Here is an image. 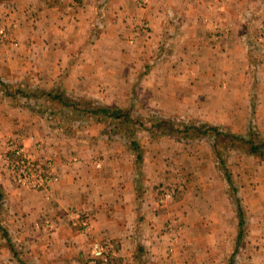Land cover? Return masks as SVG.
I'll return each mask as SVG.
<instances>
[{"label": "rangeland", "instance_id": "rangeland-1", "mask_svg": "<svg viewBox=\"0 0 264 264\" xmlns=\"http://www.w3.org/2000/svg\"><path fill=\"white\" fill-rule=\"evenodd\" d=\"M142 3V0L141 2L138 0V6ZM209 4L213 8L218 7L212 1ZM91 5H93V9L90 11V22L86 32L83 33L82 41L73 43V40H70L68 42L71 59L68 58L67 73L64 70L61 76H67L70 69L74 71L70 76H77L75 72L79 69L80 64L84 66L92 64L101 69L114 66L118 71L124 69V75L120 77L122 78L120 89H116L112 93L117 103H112L109 98L97 97L86 84L80 85L81 83L75 77H67L61 81L62 86H65L66 89H60L59 83L48 88L62 90V95L72 102L71 107L64 108L57 105L55 100L40 94L47 87L46 84H39L35 79L25 74L12 80L3 75L12 90L17 85L23 90V92H16V95L21 98L9 99V97L0 96V99L8 98V104L14 105L10 108L7 105H1V114L16 117L12 127L4 121L1 122L6 127L3 134H15L8 140L22 146L25 153H31L40 166H43L45 161L51 157L52 171L57 174L58 178L59 172L56 169L55 157L52 155L45 157L40 154L45 141L43 138L38 139V136H34V134H41L39 129H42L44 134H98L93 142L100 143V146H109V163L118 161L122 168L124 162H131L133 173L137 176H141L140 164L147 165L146 169L145 167L142 169L145 187L136 192L137 200L141 199L137 204V217L142 215L141 225L143 227L151 228L156 224L162 231H168L167 229L171 228L169 232L175 234L171 240L176 241L178 238L180 240L177 245H190L198 252L201 250L199 253H204L203 258L222 259L223 264H257V249L261 246L258 240L261 235L252 233L255 220L251 209L252 202L256 198L254 194L264 192L263 161L241 149L226 147L219 138L215 139L211 135L201 138L192 136L187 139L164 135L157 139H151L145 131L133 129L134 142L137 146L135 145L136 148L132 149V145L124 143L123 136L116 137V139L105 138L109 136L108 134L111 135L107 127V119L97 121L95 116L88 113V110L90 107L107 105L111 108L128 111L133 120L142 122L144 126H149L148 120L154 116L153 118L169 119L171 120L170 124L207 122L244 136L249 135L251 131L256 140L264 138V24L258 27L246 23L240 28L243 40L240 43L235 42L230 51L241 49L242 56L233 57L231 64L227 65L228 73L223 75L221 74L223 61L218 59L217 53H223L227 48L219 36L223 34L220 32V27L213 26L210 29L209 41L205 44L189 43L179 46L178 42L170 39L171 37L160 39L156 44L150 45L148 59L129 62L121 56L123 52L128 54L124 41L121 40L123 41L121 44L106 37L108 36L106 34L108 31L107 21L111 15L109 0H94ZM5 24L0 26V30L3 32L0 43L3 42L8 47L6 42L10 38L8 36V34L10 35L8 31L10 21L7 22L8 26ZM137 26L139 29L151 32L150 27L145 23L140 22ZM69 29L72 28L69 27ZM181 47L182 49L205 51L212 56L208 58L204 56V59L180 58L178 60L175 58L173 59L175 64L181 62L196 64L198 61L200 64H204V61L207 62L208 59L213 65V71L209 72L210 76H205L202 73V68H197L195 65L188 70L172 66L174 70L176 69L175 74H168L165 84L192 85L197 89L191 86L184 93L186 96L193 94V98L188 101V105L182 103L181 98L173 100L175 93L172 90L168 91L165 87L161 89L163 84H158L159 92L154 91L152 94V98L157 99L151 101L148 96L150 93L147 94L143 90L145 86L143 80L158 81L157 65L163 61L170 62L169 58L176 56ZM114 80H117V87L118 75ZM205 81L211 84H209L210 87L212 86V91L209 93L211 97L201 93ZM227 86L231 88V94L234 97L237 94L242 99L232 100V96L224 91ZM11 108H17V113ZM100 118H102L101 115ZM131 125L134 128L138 127L137 123ZM21 134H31L28 136L30 137V146L23 142ZM8 140L5 141V149L0 153V161L10 175V180L14 183L18 194L22 197L29 192L49 187L50 183L42 184L36 188H23L17 184L10 169L12 162L17 157L11 151ZM213 145L217 146L216 152L225 160L226 167L233 179V185L241 199V208L244 213L241 228L238 226L237 215L231 203L232 189L221 176ZM104 157L99 155L95 158L97 159L94 163L96 168H101L104 165ZM153 161L155 164H152ZM57 182L58 180L52 181V184ZM1 189L4 199L0 205V231L2 229L5 256L15 264H21L15 259H11L5 248L7 242L11 240L18 257L23 262L22 264H30L27 257L28 246L23 241L25 235H21L24 227L22 214L27 211L25 202H21L15 212L14 206L16 205L10 203L5 190L2 187ZM167 193L171 194L169 198L164 197ZM76 212L86 220L87 227H89L87 231H83L84 226L80 222L72 224ZM211 215L212 217H210ZM49 221L55 220L45 217L43 219L44 226L49 230L57 228V221H55L54 227L47 223ZM69 222L71 227L80 229L79 232L83 235L88 234L92 229L89 219L80 210L72 212ZM239 229L242 230V236L237 239ZM94 241L107 244L109 261L106 264H112L110 244L92 238L91 250ZM210 241L213 242L212 245H210ZM198 252L196 257H199ZM262 254L263 250L259 252L260 256ZM89 264L104 263L93 259L91 253Z\"/></svg>", "mask_w": 264, "mask_h": 264}, {"label": "crops", "instance_id": "crops-1", "mask_svg": "<svg viewBox=\"0 0 264 264\" xmlns=\"http://www.w3.org/2000/svg\"><path fill=\"white\" fill-rule=\"evenodd\" d=\"M142 1L138 6V0H109L111 15L107 21L106 37L121 44L124 41L128 54L123 52L121 56L129 62L148 59L150 45L156 44L160 39L171 37L170 39L178 42L179 46L189 43L205 44L209 41L210 29L218 26L220 32H223L219 36L227 48L223 53H217L218 59L223 61L221 74L225 75L232 58L242 56L241 49L230 51L235 42L240 43L243 40L240 28L246 23L258 27L264 24V0ZM210 1L218 6L214 7L218 9L211 7ZM93 2L94 0H6L1 3L0 26L5 23L8 26L7 22L10 21V38L6 42L9 48L3 42L0 43V75L12 80L25 74L39 84H46L45 89L57 85L56 83L64 88L61 81L67 77H75L80 85L86 84L97 97L109 98L112 103H117L112 93L120 89V77L124 75V69L118 71L114 66L101 69L92 64H80L75 72L77 76H70L74 71H69V68L67 76H61L64 70L67 73L68 58L71 59L68 42L82 41L83 33L90 22ZM140 22L149 26L151 32L139 29L137 24ZM204 56L208 58L212 54L181 47L176 56L169 58L170 62L163 61L157 65L158 81L143 80V90L147 94L150 93L149 99L153 101L157 99L152 98L153 92H159L157 85L163 84L161 89L165 87L175 93L173 100L181 98L180 101L188 105L193 94L186 96L184 91L192 85L165 84V79L168 74H175L176 69L172 66L188 70L195 65L202 68L205 76H210L213 65L208 59L204 64L199 61L196 64L173 62L175 58L204 59ZM117 75L119 83L116 87L117 80L114 78ZM209 84L205 81L201 93L211 97L209 93L212 86ZM14 88L18 89L19 86ZM192 88L197 89L193 86ZM224 91L230 94L234 101L242 99L237 94L234 97L228 86ZM7 100L6 97L0 99V153L5 149V141L15 135L3 134L6 127L1 122L4 121L12 127L16 118L1 114V105L14 107L8 104ZM11 109L17 113V108ZM39 132L41 134L34 136L45 141L40 154L45 157L52 155L56 159V169L59 172L57 183L51 182L49 187L21 197L0 161V186L5 190L10 203L16 205L15 212L16 207L18 209V205L25 202L27 211L22 214L24 227L21 235H25L23 241L28 246V263L89 264L92 253L91 240L96 238L110 244L112 264H223L222 259L203 258L204 253H199L201 250L198 252L188 244L177 245L180 239L171 240L175 235L169 232L171 228L162 231L156 224L151 228L141 225L142 215L137 217V204L141 199L137 200L136 192L145 187L142 169L147 168L146 164H140L141 176H137L133 173L131 162H124L122 168L118 161L109 163V146H100V143L93 142L98 134H44L42 129H39ZM30 135L21 134L27 146L31 145L28 137ZM99 155L105 156V163L101 168H96L95 158ZM254 196L256 198L252 202L251 211L255 225L252 233L261 235L258 243L262 247L259 245L257 249V264H264V192ZM74 210L82 211L89 219L92 229L88 234H80V229L70 226L69 220ZM45 217L57 221V228L49 230L44 226ZM0 232V264H15L5 256L2 229ZM209 243L212 245L213 242ZM261 250L262 256L259 255ZM197 252L199 257H196Z\"/></svg>", "mask_w": 264, "mask_h": 264}, {"label": "trees", "instance_id": "trees-1", "mask_svg": "<svg viewBox=\"0 0 264 264\" xmlns=\"http://www.w3.org/2000/svg\"><path fill=\"white\" fill-rule=\"evenodd\" d=\"M6 0H0V4ZM103 10V9H102ZM104 17V13H103ZM60 88V87H59ZM62 89V88H60ZM60 89H44L40 92L41 95L45 97L55 100L57 105L64 108H69L72 105L66 96L62 95V90ZM22 91L21 88L16 90H12L9 87V83L4 78V76L0 75V96L9 97V99H13L15 97L21 98L16 95V92ZM25 95V91H24ZM29 95V94H27ZM28 97V96H26ZM29 98V97H28ZM88 110L91 116H95L97 121L99 119H107V127L111 132V135L105 137L107 139H116V137L123 136L124 143L128 145H132V149H135V138L133 134V129H140L139 131H145L148 137L151 139H157L163 137L164 135H170L173 137H180L181 139H187L192 136H196L198 138L204 136H213L220 139L221 143L230 148H238L244 151L249 155H253L258 157L261 161L264 162V138L259 140L254 139V134L244 136L237 133H233L229 130L223 129L218 125L210 124L207 122L203 123H185L180 122L177 125L170 124L171 120L164 118H153L151 116L149 118V126H144L142 122L133 120L132 116L128 111H123L120 108H111L107 105L90 107ZM100 115L102 118H100ZM157 115V114H155ZM137 123L138 127L134 128L131 124ZM162 127V129H160ZM214 139V141H215ZM137 146V145H136ZM216 147L213 145L215 150V156L218 159V164L220 166V173L222 178L229 184L232 189L233 196L231 197V203L233 205V209L237 215V222L239 228L242 227L244 221V213L241 208V199L238 197L237 189L233 185V179L231 177V173L226 167L225 160L220 156L218 152H216ZM4 197L2 196V189L0 187V205ZM242 236V230L239 229L238 237ZM238 242V241H237ZM7 249L11 259H15L16 261L23 263L21 258L18 257V253L15 251L14 244L11 240H9L5 246Z\"/></svg>", "mask_w": 264, "mask_h": 264}, {"label": "built area", "instance_id": "built-area-1", "mask_svg": "<svg viewBox=\"0 0 264 264\" xmlns=\"http://www.w3.org/2000/svg\"><path fill=\"white\" fill-rule=\"evenodd\" d=\"M3 36V32L0 30V38ZM5 36V35H4ZM9 146L13 154L17 157L15 161L12 162L10 169L13 172L15 181L20 187L23 188H36L42 184L51 183L52 181L58 180L57 174H55L52 169V158L50 157L45 161L43 166H40L36 161L35 157L31 153H25L22 146L14 144V142L8 140ZM8 159V156H6ZM170 193H167L164 197L169 198ZM80 222L84 229L87 231V222L85 219L81 218V215L76 212L73 216L72 224L75 225ZM51 227H54L56 222H47ZM107 244H101L98 241H94L92 244V257L93 259L100 260L102 263L106 264L109 261V254L107 253Z\"/></svg>", "mask_w": 264, "mask_h": 264}]
</instances>
